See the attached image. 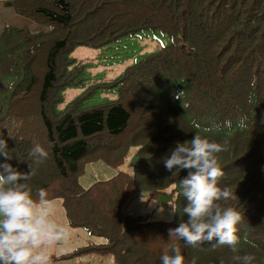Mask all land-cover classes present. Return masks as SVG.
Instances as JSON below:
<instances>
[{
	"label": "trees",
	"instance_id": "1",
	"mask_svg": "<svg viewBox=\"0 0 264 264\" xmlns=\"http://www.w3.org/2000/svg\"><path fill=\"white\" fill-rule=\"evenodd\" d=\"M4 3L47 28L5 24L0 31V85L3 77L15 78L0 102V138L11 150L8 162L31 171L25 183L34 199L41 189L48 200L59 198L69 226L104 239L70 254L108 253L113 264H162L161 256L179 247L184 264H241L245 255L264 264V0ZM140 29L165 42L124 65L114 80L115 98L82 105L81 95L55 108L59 90L78 74L69 55L75 45L99 47ZM170 87L182 92L179 99ZM196 134L225 146L216 154L224 173L218 185L234 198L221 207L243 217L235 251L210 242L191 247L169 236V229L188 220L179 187L187 170L169 172L163 160ZM36 144L49 154L40 164L29 155ZM131 146L130 171L84 188L78 184L84 162L119 165ZM137 191L170 202L176 214L146 220L125 212Z\"/></svg>",
	"mask_w": 264,
	"mask_h": 264
},
{
	"label": "clouds",
	"instance_id": "2",
	"mask_svg": "<svg viewBox=\"0 0 264 264\" xmlns=\"http://www.w3.org/2000/svg\"><path fill=\"white\" fill-rule=\"evenodd\" d=\"M181 93L176 94L177 99ZM224 150L225 146L196 134L191 141L177 143L163 160L169 172L187 170L179 187L187 201L183 212L188 220L169 229L170 237L183 240L187 246L200 247L210 242L212 248L227 246L235 251L239 244L238 225L243 217L232 207H221L222 201L234 198L228 188L218 185L224 173L216 154ZM29 155L40 164L49 154L36 144ZM0 157L4 160L0 163V264H49L46 249L66 241L68 230L51 219L54 205L43 189L39 190L38 199L33 198L25 183L31 171L21 172L8 162L13 156L3 138ZM170 208V215H175L176 207ZM172 252L161 256L162 264H184L180 248L175 247ZM254 259L250 255L240 258L241 264H253Z\"/></svg>",
	"mask_w": 264,
	"mask_h": 264
},
{
	"label": "rangeland",
	"instance_id": "3",
	"mask_svg": "<svg viewBox=\"0 0 264 264\" xmlns=\"http://www.w3.org/2000/svg\"><path fill=\"white\" fill-rule=\"evenodd\" d=\"M41 27L47 28L44 25ZM164 42L165 39L159 33H152L149 29H140L99 47L75 45L70 50L69 55L74 58L72 64L77 65L78 74L73 78L71 84H65L59 90L60 99L56 102L55 108L61 109L66 102L81 95L82 105L96 104L115 98L118 82H114V80L121 73L124 65ZM14 79L9 76L3 77L1 81L0 102L2 104L5 101L4 94ZM89 90L91 91L89 92ZM169 90L171 94L177 93V89L174 90L172 87ZM133 149L134 146H131L122 162L116 166L106 164L99 159L84 162L76 177L78 184L84 188L94 180L111 177L118 170L130 171L129 159ZM58 200L60 201L59 198L51 200L54 205L51 219L65 227L69 236L66 241L46 249L50 257L49 264H113L112 255L108 253L81 252L70 254L75 248H80L86 243H102L104 239L100 235L88 233L83 227L69 226L63 206L59 204ZM170 205V202L157 200L147 192L137 191L129 197L122 209L146 220L169 219L171 217ZM161 209L163 210L161 211Z\"/></svg>",
	"mask_w": 264,
	"mask_h": 264
},
{
	"label": "crops",
	"instance_id": "4",
	"mask_svg": "<svg viewBox=\"0 0 264 264\" xmlns=\"http://www.w3.org/2000/svg\"><path fill=\"white\" fill-rule=\"evenodd\" d=\"M5 24L25 26L30 31L42 28L40 25L26 18V16L16 13L11 6L4 3V0H0V31ZM52 199L49 200L51 201ZM58 202L61 204L59 200Z\"/></svg>",
	"mask_w": 264,
	"mask_h": 264
}]
</instances>
